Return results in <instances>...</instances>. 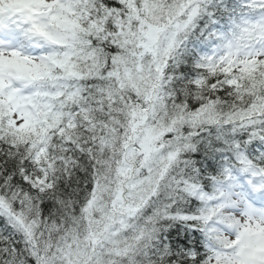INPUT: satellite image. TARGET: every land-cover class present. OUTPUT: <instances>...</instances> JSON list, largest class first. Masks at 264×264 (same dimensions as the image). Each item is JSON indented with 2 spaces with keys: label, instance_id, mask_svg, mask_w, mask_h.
Listing matches in <instances>:
<instances>
[{
  "label": "snow or ice",
  "instance_id": "6c2138e0",
  "mask_svg": "<svg viewBox=\"0 0 264 264\" xmlns=\"http://www.w3.org/2000/svg\"><path fill=\"white\" fill-rule=\"evenodd\" d=\"M0 264H264V0H0Z\"/></svg>",
  "mask_w": 264,
  "mask_h": 264
}]
</instances>
